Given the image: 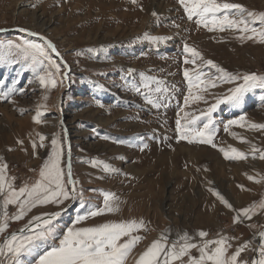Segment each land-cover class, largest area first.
<instances>
[{
	"label": "rangeland",
	"instance_id": "obj_1",
	"mask_svg": "<svg viewBox=\"0 0 264 264\" xmlns=\"http://www.w3.org/2000/svg\"><path fill=\"white\" fill-rule=\"evenodd\" d=\"M230 2L264 12V0ZM153 12L158 16H153ZM16 28L49 38L71 68L63 115L72 142L73 179L83 190L84 206H80L78 198L72 211L58 218L57 239L77 216L85 215L90 207L103 206V192H112L121 202L119 212L90 217L76 227L143 220L149 231L134 233L145 239L130 258L138 251L141 254L166 229L170 230L171 240L183 231L195 234L201 230L209 233L205 239L217 238L218 233L236 237L230 251L243 242L256 241L258 233L254 234L249 225L264 226V212L257 210L252 220L236 224L235 212L209 189L221 193L237 210L264 200V181L248 179L264 177V160L259 158L264 152V130L239 126L224 129L229 119H238L240 115H246L250 122L264 123V102L259 98L264 92L257 89L246 96L241 107L223 104L213 113L219 129L213 140L215 148L179 140L175 121L187 95L183 71L194 67L184 64L185 56L190 55L183 53L185 43L233 74L257 75H264V44L242 42L233 31L209 32L198 27L187 19L178 0H137V4L130 0H0V30ZM145 34L171 39L155 44L144 39ZM24 40L43 44L14 30L0 34V43ZM128 69L135 70L131 76L126 74ZM140 74L156 77L171 89L165 94L169 97L166 107L157 109L145 102L143 94L130 90L129 81H140ZM30 80L34 81L33 74L23 61L0 62V90L17 89L9 100H0V157L8 165L7 175L16 178L17 188L39 178L56 134L65 149L59 125L61 115L55 102L61 88L66 91L65 80L49 90L38 81L29 83ZM234 86L222 84L209 89L202 93L208 104L193 102L184 111L190 117L199 116L201 110L215 102L216 96ZM38 110L42 112L40 124L34 122ZM37 133L47 137L46 147H39ZM21 140L22 145L18 143ZM33 140L38 145L36 150L32 148ZM229 146L244 152L247 159H226L219 149ZM253 146L260 149L254 153L256 158ZM97 161L119 172L106 173L101 167H93ZM70 202L37 207L23 220L12 223L8 231L24 227L33 216L63 209ZM8 211L14 213L15 206L10 205ZM42 250H47V246ZM193 255L198 253L193 250ZM253 257L251 249L242 253L245 260ZM24 260L31 264L33 257Z\"/></svg>",
	"mask_w": 264,
	"mask_h": 264
},
{
	"label": "snow or ice",
	"instance_id": "obj_2",
	"mask_svg": "<svg viewBox=\"0 0 264 264\" xmlns=\"http://www.w3.org/2000/svg\"><path fill=\"white\" fill-rule=\"evenodd\" d=\"M130 2L137 4V0H130ZM178 2L183 7L187 19L193 21L198 27H203L209 32L233 31L238 33L236 38L242 42L252 40L264 44V12L249 10L244 5L230 2V0H178ZM152 15L158 16L155 12ZM173 26L179 27V25ZM20 31H27L30 36L38 35L27 29H20ZM40 39L44 41L43 44L28 40L19 43L12 41L0 43V62L23 61L26 69L32 72L34 81H38L46 90L54 89L58 83L63 84L64 80L68 79V66L66 63L63 64L62 71V64L57 63L51 55L55 53L57 57H60L55 44L45 37ZM144 39L159 44L171 37L145 34ZM183 53L190 54L185 56L184 64H191L194 67L191 70L185 68L183 71L188 88L187 95L184 97V106L180 108L175 121L179 140L209 144L215 148L217 145L213 143V140L219 129L213 113L223 104L232 108L241 107L246 96L257 89L264 92V75L233 74L214 61L206 60L200 51L187 43L184 44ZM80 54L77 53V55ZM134 71V69H128L126 74L131 76ZM140 77L138 82L129 81L130 90L143 94L145 102L157 109L166 107L169 97L165 94L171 89L165 82L145 74H140ZM34 81L30 80L29 83ZM222 84L235 86L229 88L226 93L216 96L215 102L201 110L199 116L190 117V113L184 111V108L193 102L203 101L208 104L202 93H207L209 89L220 87ZM171 88L174 89L175 85ZM16 92L15 88L0 90V100H9ZM259 98L264 102V94ZM44 99L47 100L48 97L45 96ZM180 113H183V116H180ZM41 116L42 112L38 110L34 122L42 123ZM232 126L256 131L264 130V123L250 122L246 115H240L238 119H229L224 124L225 131ZM37 135L39 147H46L44 141L47 137L39 133ZM233 135L235 136V133ZM238 138L241 142H246L244 138ZM18 143L22 145L23 141ZM37 147V142L33 140V150ZM50 148V153L39 170V178L32 183L25 182L19 188L14 184L16 178L7 175L8 165L0 157V264H25V257H33L31 264H127L133 250L145 239L134 233L141 230L149 231L143 220L133 219L118 223H103L95 227H76L90 217L119 212L121 202L112 192H103V206L90 207L85 215L77 216L74 224L67 227L58 239L56 221L61 216V212L33 216L19 231H8L12 223L23 220L33 209L40 206L49 204L59 206L65 201H76L78 198L81 199L80 206H84L83 190L78 189V181L73 179L70 159L65 161V149L59 134L51 139ZM219 150L229 160L247 159L244 152L231 146L228 149L220 148ZM259 151L260 149L253 146V158H256L254 153ZM68 155L70 157V149ZM259 158L264 160V152H261ZM92 166L101 167L106 173L119 172L109 164L99 161ZM248 179L255 180L256 183L264 181V177L255 179L248 176ZM209 191H212L229 210L235 212L234 223L236 224L244 220H252L257 210L264 212V200L237 210L221 193L213 189ZM10 205L16 208V211L11 214L8 211ZM249 227L254 229V234L258 233L257 242H243L235 248V251L230 250L233 248L231 241L237 239L236 237L218 233L217 238L205 239L209 233L201 230L195 234L183 231L171 240L170 230L166 229L139 254L135 264H264V226L257 228L256 225L250 224ZM125 237H127L126 240ZM46 246L47 250H42ZM249 249L253 251L256 258L245 260L242 258V253ZM193 250L198 253V256L193 255Z\"/></svg>",
	"mask_w": 264,
	"mask_h": 264
},
{
	"label": "water",
	"instance_id": "obj_3",
	"mask_svg": "<svg viewBox=\"0 0 264 264\" xmlns=\"http://www.w3.org/2000/svg\"><path fill=\"white\" fill-rule=\"evenodd\" d=\"M15 31V32H21V33H24V34H27L28 35V32L27 31H20V28H16V29H3V30H0V34H8V33H12V31ZM28 31H31V30H28ZM33 32V31H31ZM35 33V32H34ZM30 36V35H29ZM39 41H41L42 43H44L43 40L40 39V37H44L40 34L36 35V36H31ZM47 40H50L49 38L45 37ZM51 41V40H50ZM52 42V41H51ZM53 43V42H52ZM54 44V43H53ZM54 57L56 60H58L59 63L62 64V67H63V64H65V60L63 59L62 55L60 54V57H57L55 55V53H53ZM62 58V60H61ZM67 64V63H66ZM68 66V70H67V75H68V79L65 80L66 82V91H63L59 97V104H58V109H59V113L61 115V120H60V123L59 125H61V121H63V126H61L62 130H63V138H64V143H65V155H66V160L65 161H68L70 159V162H71V150H72V142H71V139H70V135H69V131H68V127L67 125L65 124V120H66V117L65 115H63V106H64V97H65V94L66 92L69 90V75L71 73V68L70 66L67 64ZM69 149H70V157L68 155V152H69ZM71 167H72V163H71ZM75 201H71L65 208L63 209H60L56 212H61V216L67 214L68 212H71L72 209H73V205H74ZM55 213V212H53ZM60 216V217H61ZM23 228V227H21ZM21 228L17 229V230H14V231H11V232H16V231H19ZM258 239V238H257ZM255 254H254V257L253 259H255Z\"/></svg>",
	"mask_w": 264,
	"mask_h": 264
},
{
	"label": "bare ground",
	"instance_id": "obj_4",
	"mask_svg": "<svg viewBox=\"0 0 264 264\" xmlns=\"http://www.w3.org/2000/svg\"><path fill=\"white\" fill-rule=\"evenodd\" d=\"M1 39H3V40H5L6 38H1ZM181 89V88H180ZM62 90H63V87L61 88V90L59 91V93H57V96H56V100H55V102H56V104L58 105L59 104V97H60V95H61V93H62ZM162 125V124H161ZM162 126H164V125H162ZM210 200V199H209ZM211 203V202H210ZM210 205V204H209ZM114 216V215H113ZM114 219V218H113ZM163 219V218H162ZM257 242V239H256V241H254L253 243H256ZM143 249V248H142ZM146 249V248H145ZM144 251V250H143ZM139 252H141V251H138V252H136L131 258H130V260L128 261V263L127 264H135V259H137V257H138V255H139ZM252 260V259H251Z\"/></svg>",
	"mask_w": 264,
	"mask_h": 264
}]
</instances>
